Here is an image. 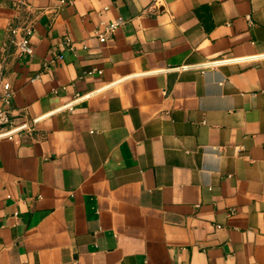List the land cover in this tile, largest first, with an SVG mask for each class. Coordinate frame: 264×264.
Segmentation results:
<instances>
[{
  "label": "crops",
  "instance_id": "obj_1",
  "mask_svg": "<svg viewBox=\"0 0 264 264\" xmlns=\"http://www.w3.org/2000/svg\"><path fill=\"white\" fill-rule=\"evenodd\" d=\"M61 1L0 0V264H264V0Z\"/></svg>",
  "mask_w": 264,
  "mask_h": 264
},
{
  "label": "built area",
  "instance_id": "obj_2",
  "mask_svg": "<svg viewBox=\"0 0 264 264\" xmlns=\"http://www.w3.org/2000/svg\"><path fill=\"white\" fill-rule=\"evenodd\" d=\"M61 3H65L64 0ZM107 9V8H106ZM17 14L19 18L23 17V14L29 16V6L25 2H20L16 7ZM124 21L118 19L111 24H101V29L96 31L98 40L101 43H105L107 37L114 34L116 30L123 25ZM34 33V20L33 18H26L23 22H20L10 27L9 29V42L8 45L14 48L13 52L0 51V139L11 136L22 129L27 128L29 125L25 124L21 127H13L11 122V101L13 98V88L12 84L8 79L6 70L9 64V60L14 54L19 55H33V49L30 46V39ZM62 59V57H59ZM101 73V72H99ZM38 77L32 79V81H37ZM219 228V226H218Z\"/></svg>",
  "mask_w": 264,
  "mask_h": 264
}]
</instances>
